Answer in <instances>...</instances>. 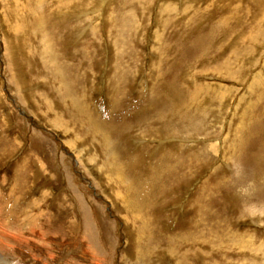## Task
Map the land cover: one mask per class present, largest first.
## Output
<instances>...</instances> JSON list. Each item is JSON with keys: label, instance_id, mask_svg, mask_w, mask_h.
I'll return each instance as SVG.
<instances>
[{"label": "rangeland", "instance_id": "obj_1", "mask_svg": "<svg viewBox=\"0 0 264 264\" xmlns=\"http://www.w3.org/2000/svg\"><path fill=\"white\" fill-rule=\"evenodd\" d=\"M0 264H264V0H0Z\"/></svg>", "mask_w": 264, "mask_h": 264}]
</instances>
